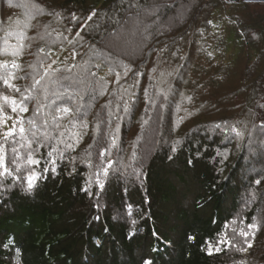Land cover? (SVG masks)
<instances>
[{
	"label": "trees",
	"instance_id": "16d2710c",
	"mask_svg": "<svg viewBox=\"0 0 264 264\" xmlns=\"http://www.w3.org/2000/svg\"><path fill=\"white\" fill-rule=\"evenodd\" d=\"M36 1L29 13L43 22V28L32 61L20 52L25 34L0 32V96L4 92L17 101L28 97V111L20 113L24 137L17 134L7 142L0 140L10 172L0 175V264H16L13 258L18 264H226L229 224L245 204L242 193L262 182L256 147L252 141L247 145V140L237 144L235 137L250 139L258 129L264 133L260 98L264 97L260 87L264 85V37L252 45L261 64L241 76L248 83L243 90L245 114L234 119L219 115L192 125L174 144L163 146L161 141L159 150L142 166L141 186L132 185L133 167L126 174L121 167L110 169L113 178L111 174L107 182L105 161L118 165L129 130L134 136L149 128L161 108L153 101L162 102L179 77L177 72L169 79L166 73L174 70L164 66L161 74L158 66V74H153L147 69L149 62L157 52L182 59L188 33L194 34L197 25L187 27V23L173 32L156 25L147 46L135 55L114 57L102 43L115 34L113 28L123 23L133 6L139 4L146 13L148 0H103L100 6L99 0ZM170 9V5L163 8L165 19L173 17ZM200 16L198 10L193 12V20ZM225 20L229 24L234 18L228 14ZM235 22L229 24L230 37L226 32L225 37L243 47L242 36H233ZM6 41L11 50L3 54ZM66 46L73 53L63 59L61 50ZM103 51L110 56L101 55ZM215 53L208 55L213 58ZM217 70L213 65L207 81L211 77L213 81ZM232 107L231 113L236 110ZM62 108L70 112L58 111ZM137 148L134 158L139 156ZM29 154L39 163L28 164ZM33 171L38 178L28 189L27 177ZM105 184L109 202L121 208L128 204L132 228L113 220L109 212L95 214L93 198ZM260 201L256 199V207ZM216 247L221 250L215 251Z\"/></svg>",
	"mask_w": 264,
	"mask_h": 264
},
{
	"label": "rangeland",
	"instance_id": "374dc122",
	"mask_svg": "<svg viewBox=\"0 0 264 264\" xmlns=\"http://www.w3.org/2000/svg\"><path fill=\"white\" fill-rule=\"evenodd\" d=\"M139 1L144 2V0ZM37 2L36 0H0V32L14 31L17 35H21V32L22 35H26L20 52L27 56L28 61L33 60L31 57L35 55L34 45L37 44L42 35L43 22L38 20L37 17H33L31 11L29 13L30 7L33 9L38 5ZM102 2L103 0H99L97 6H100ZM148 3L146 13L142 11L139 4L133 6L132 10L127 11L123 23L113 28L116 29L115 34L102 43L107 51L109 49L111 55H114V57L128 54L135 55L138 49L147 46L153 38L152 34L156 33L154 29L157 26L158 29L164 32H173L187 23V27L190 23H193V26L197 25V28L195 31L193 29L194 34L188 33L187 45H184V51L181 52L185 60L177 58V55L171 58L169 54L165 56L163 52H157L154 55V60L149 62L147 66L149 72L151 71L154 74L157 66L158 68L164 66L174 70L166 73L170 76L169 79H171L172 74L174 76L177 72L180 73L179 77L175 80L174 86L170 87L171 92L162 102L159 100L153 101V105L154 103L155 105L160 103L157 107L161 108L151 118L153 122L149 128L142 135H140L141 132H136L134 136L132 130H129L130 132L127 134L128 142L122 148V154L118 156V160L116 159L118 165L114 166L113 161H105L107 172L104 170L103 174L107 176V182L112 174L110 169L121 167L126 174L133 167L135 171L131 175L135 181L132 185L139 184L141 186L142 166L159 150L161 141L163 146L170 143L174 144L179 137L191 129L192 125L201 121L213 120L219 115L234 119L235 116L245 114V112H242V106L246 104L247 93L243 90L248 83L246 84L241 76L243 72L248 73L250 67L253 68L251 70H254L256 63L261 64L257 59L258 49H253L252 45L258 43L260 36L261 38L264 37V0H148ZM167 5L172 7L170 9L173 13L171 19H165L161 15L163 8ZM197 10L201 13V16L198 17V21H195L192 16L193 12ZM228 14L234 18L233 22L229 20V24L238 21V24L235 22L237 30L234 29L235 34L233 36L235 37L237 34L242 36L243 47L239 44L236 47L235 39H229L228 37L226 39L225 37V32L230 37V31L232 30V27L225 20ZM250 24L252 25L249 26ZM80 29L81 25L78 27V31L73 33L74 39L80 33ZM205 43L210 47L207 51V47L204 46ZM214 44V48L217 50H212ZM4 46L6 48L2 53L8 54L11 49H9L7 41ZM67 49L68 46H66V49L61 50L63 51L61 53L63 59L71 57L73 53L71 50L68 52ZM212 51L216 52L213 58L208 55ZM102 53L101 55L110 56L104 51ZM3 59L7 61L9 58L5 57ZM229 60L232 61L231 64H229ZM213 65L217 66L219 70H217V74L215 73L213 81L212 77L210 81H207L206 78H209L214 72L211 71ZM161 69L158 72L160 74L162 73ZM262 70H264V62L262 63ZM158 73L156 71V74ZM155 77L158 76H153V78ZM217 79L220 82H216ZM170 85L171 83H169ZM96 87L101 92L100 82L96 84ZM260 87L263 89L264 85L261 84ZM105 88L110 90L106 86ZM85 90L89 91L91 95L96 94L92 93L90 87H86ZM2 94L6 95L4 92ZM231 94L233 95L231 96ZM260 98L264 100V97L260 96ZM233 105L236 110L234 109V112L231 113L230 110L233 111ZM57 106L65 107L66 105ZM4 111L12 119L8 120L6 127H0V140L3 133L13 126L16 116L20 115V113H12L7 105H5ZM147 116L150 117V114ZM184 123L188 124L184 127ZM222 134L223 136L226 135L224 132ZM252 135L250 139L239 138L240 141H238V138L235 137V140L237 144L241 145H244V140H247V145L252 141L253 146L256 147L258 156L255 157V161L262 166V182L255 188L252 189L251 186L242 193L244 198L242 201L245 204L229 224L227 234L230 240L228 239V250L223 257L226 264H264V133L263 130L258 129ZM230 136L232 138L234 134ZM231 138H229V142H231ZM138 146L140 147L138 150L139 156L134 158L132 152L137 150ZM231 149L230 147L229 152ZM226 150L221 153L226 154ZM131 175L127 174L130 179H133ZM106 186V184L105 186L102 185L99 193L93 198L95 214L98 212L101 214L102 211L109 212L113 220L126 223L128 228H132V221L126 212L128 204L123 201L122 210L121 206L118 207L109 202L106 194H104ZM256 199H261L257 204L259 207H256ZM250 225H257V227H249ZM244 233H247V235ZM249 244H251V247L248 246ZM241 249H246V251H241ZM11 260L18 264V259L13 258Z\"/></svg>",
	"mask_w": 264,
	"mask_h": 264
},
{
	"label": "snow or ice",
	"instance_id": "6c2138e0",
	"mask_svg": "<svg viewBox=\"0 0 264 264\" xmlns=\"http://www.w3.org/2000/svg\"><path fill=\"white\" fill-rule=\"evenodd\" d=\"M92 15H95V13H93ZM89 19H91V16H89ZM41 51H43V50H41ZM13 67H16V65L14 64ZM3 83L5 85H8L9 87L15 88V85L10 84L8 80H4ZM36 83H39V81H36ZM15 90L19 91V89H15ZM27 99H28V97L25 96L22 99H20L19 101H17V99L15 97L0 96V127H6L8 124V120L12 119V117L9 116L8 113L4 111L5 105L10 107V110L12 113L27 112L28 109H27L26 104H25V101ZM37 111H39V109H37ZM58 111L70 112V109L62 108V109H58ZM29 123H34V121H29ZM25 131L26 130L24 127L23 117L20 115H17L15 120L13 121V126L8 128L7 131H5L3 133V139L5 142H7V140L9 138H14L17 134H19L23 138ZM30 143H31V141H29V144ZM12 151L15 152L16 149L13 148ZM27 163L31 164V165H35V164L39 163V160L35 159L31 154H29V156L27 158ZM0 169H2V171H0V175H3L5 173L10 174V172H9V170L5 164V153H4V145L3 144H0ZM105 172H107V169H105ZM37 178H38V173H36L34 171L28 175V177H27L28 189H31L34 187V184H35V181ZM257 183H259V181H257ZM249 227H257V225H250ZM244 234L247 235V233H244ZM223 242L224 241H221V243H223ZM248 246L251 247V244H249ZM214 250L220 251L219 247H216ZM241 251H246V249H241ZM210 254H211V248H210ZM145 264H151V261H145Z\"/></svg>",
	"mask_w": 264,
	"mask_h": 264
}]
</instances>
